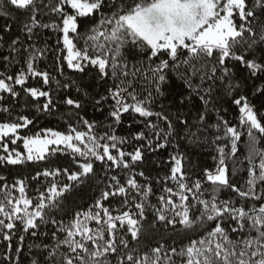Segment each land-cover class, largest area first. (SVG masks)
<instances>
[{"label":"snow or ice","instance_id":"6c2138e0","mask_svg":"<svg viewBox=\"0 0 264 264\" xmlns=\"http://www.w3.org/2000/svg\"><path fill=\"white\" fill-rule=\"evenodd\" d=\"M0 19V101L23 93L44 113L59 102L83 128L21 134L33 119L0 104V167L69 158L36 172L53 179L34 197L0 175V264H264V112L248 95L264 97V0H0ZM53 52L58 76L74 74L55 78L56 99L37 67ZM173 90L175 113L161 103ZM85 99L104 121L78 114ZM125 114L138 119L118 135ZM185 143L211 144L214 165L189 171ZM170 147L167 171L147 175L146 154ZM94 184L89 205L69 199Z\"/></svg>","mask_w":264,"mask_h":264},{"label":"trees","instance_id":"16d2710c","mask_svg":"<svg viewBox=\"0 0 264 264\" xmlns=\"http://www.w3.org/2000/svg\"><path fill=\"white\" fill-rule=\"evenodd\" d=\"M91 23V21H87ZM4 19H0V26H3ZM16 26L13 25V34H15ZM48 40L51 46H55V37L52 36L49 38L48 36L44 37ZM56 53L53 52L51 55H46L43 61L39 62L37 67L40 70H47L51 73L53 79V83L51 86V91L54 92V99L55 96V78L64 79L68 75H73L71 70L65 69V75L63 77H59L57 72L55 71L54 64L58 61L56 60ZM2 70V69H0ZM84 82H90V77L86 78ZM30 86L41 87V82L39 79L36 80H29ZM47 88V86H44ZM170 86H165V92H169ZM67 91V90H65ZM95 91H103L102 88L95 89ZM73 96L80 95L75 91V89L71 90ZM64 93L61 92L60 95ZM249 101L253 105L256 106L261 112H264V97H259L257 95L252 94L249 92ZM175 97V90H173L166 99H163L161 103L165 104L169 107V111L175 113L176 107L172 106V100ZM43 102V98L40 99V103ZM83 107L79 110L78 114L85 119H89L90 121H104V115L101 114V111L97 108L92 106V103L85 99L82 101ZM198 103V102H196ZM0 104H4L9 106L12 109L11 118L15 119L17 114H24L28 115L29 118L33 119V125L29 126V130H22L21 134H24L27 131V134H31L32 132L39 131L42 128H53L55 130L65 131L67 128L68 123H73L77 127H80L83 130L82 125L76 119L77 110L70 108L69 106L63 105L62 103H57V107L53 109L51 113H44V112H37L36 110V103L34 101H30V99L26 96V94L21 93L20 97L16 99H8L5 97L3 101H0ZM159 105L157 104L154 107V111L158 110ZM220 109L224 115V118L229 120L231 123L235 124L238 122V109L235 105L230 103V98H225L224 100L220 101ZM183 111V109H182ZM195 114V110H193V115ZM8 114L0 113V120L8 119ZM217 118V113L213 112L211 123H215ZM138 119L137 116L134 114H125L123 117V124L117 129L118 135H126L128 132V125L132 124L134 120ZM155 119V118H153ZM106 123V122H105ZM136 129V125L133 124V130ZM208 140L211 141L214 139L213 134H207ZM246 138V137H245ZM223 143V141H221ZM20 150H22V144L18 143L16 146ZM178 151L183 152L186 154V168L189 171L195 170L196 172H200L205 167H212L214 165L213 156H216V152L214 147L211 144H205L204 146H189L187 143L183 144ZM172 152V148H168L167 150H160L155 153H147L146 154V161L140 167L146 172L147 175H151L155 177L157 173L161 176L164 172L167 171V164L166 162L169 159V153ZM244 155V146L243 144L240 145V151L238 153L237 160H229L230 166L235 164L239 167V161L243 159ZM68 157L62 153H58L55 156L49 157L48 161L42 162H35V163H25L22 165L17 166H7V167H0V175L8 176L9 183H11L14 179L20 178L25 179L27 185V193L29 196H35V189L38 187L46 186L47 183L52 180L53 178L48 177H40L39 179H33L37 171H43L45 167L48 168H55L58 166H64L68 163ZM158 164H162V167H157ZM97 169L99 171V162H97ZM101 177H103V172H100ZM59 181L63 183L65 181L64 177H60ZM102 181H96V184L101 183ZM97 193V189L95 184L92 187L87 185L78 186V189L73 193L69 194V199L74 200L76 205L80 206H87L92 202V197H94ZM33 243L32 239H27L25 241L26 245H31ZM3 251L0 248V258H2Z\"/></svg>","mask_w":264,"mask_h":264}]
</instances>
